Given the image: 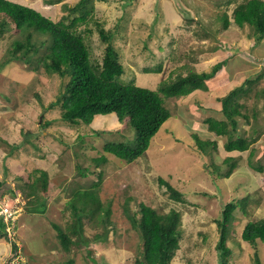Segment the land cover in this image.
I'll list each match as a JSON object with an SVG mask.
<instances>
[{"label": "rangeland", "instance_id": "374dc122", "mask_svg": "<svg viewBox=\"0 0 264 264\" xmlns=\"http://www.w3.org/2000/svg\"><path fill=\"white\" fill-rule=\"evenodd\" d=\"M13 1L58 20L68 13L64 4L72 6L78 0ZM240 1L243 0L92 1L90 20L81 23L79 28L89 30L85 32L86 42L91 58L96 60L101 59L106 42L100 38L94 21L112 33L111 42L124 67L120 76L123 81L132 80L134 84L154 89L161 78L174 77L176 72L209 71L217 61L227 58L233 48L237 49L230 60L232 68L222 66L210 79L206 90L197 89L185 96L164 99L170 116L151 137L145 153L131 162L110 153H105L107 160L97 166L91 159L104 154L102 146L106 139L129 143L134 140V131L118 122L114 114L96 115L89 124L66 123L59 119V106L43 108L55 99L63 81L61 77L32 71L19 61H10L0 68V138L5 139L0 142V180H4L0 193L14 188L20 182L16 177L23 174L25 179L26 173L35 167L45 169L49 178L46 210L42 213L25 211L26 198L19 192L15 197L8 192L0 196L1 206L18 209L14 229L6 234L7 238L0 237V264H6L16 251L26 264H134L140 237L122 212L127 197L131 199V207L140 201L159 212L172 208L180 211L182 235L170 264H218L215 245L219 232L215 219L220 217L223 203L245 195L248 196L246 213L237 207L228 225L225 244L232 253L226 264H255V248L264 264V241L259 240L254 247L240 236L247 220L264 218V170L257 172L248 166V161L264 164V143L261 144L264 141V97H255L252 92L240 99L246 105L244 111L250 116L251 124L255 123L254 112L257 123L262 124V138L249 149L227 153L222 148L225 137H219L216 150L208 154L193 148V132L202 139L215 138L203 122L206 105L214 104L217 96L242 81L244 71L264 68L262 46L253 43L247 34L248 28L234 22L226 29L220 28L219 15L227 13L232 20V9ZM35 37L32 40L37 43L45 38ZM17 38L19 34L14 24L9 23V29L0 34V62ZM159 64L160 71L144 70ZM262 87L264 71L253 86L257 90ZM34 92H38L40 100ZM197 100L201 108L194 104ZM46 119L50 123L45 128L31 131L27 142L7 155V142L20 141L26 129L37 131L38 124ZM251 124L240 118L239 132L248 135ZM252 146L254 152L248 159ZM226 155L236 157L238 166L228 177H216L205 164L214 162L224 171L227 165L221 160ZM77 164L88 166L90 172L80 175ZM100 169L102 180L98 196L103 203L109 201L111 209L107 241L92 240L94 233H103L104 228L100 220L84 218L86 242L71 245L66 251L52 223L65 228L71 221L67 202L72 196L71 190L88 186L97 179L92 171ZM167 175L181 192L180 200L172 198L165 185L158 182L159 177L167 180ZM87 247L91 248L89 253L93 260Z\"/></svg>", "mask_w": 264, "mask_h": 264}, {"label": "trees", "instance_id": "16d2710c", "mask_svg": "<svg viewBox=\"0 0 264 264\" xmlns=\"http://www.w3.org/2000/svg\"><path fill=\"white\" fill-rule=\"evenodd\" d=\"M92 1L78 0L72 6L64 4L68 13L58 20H53L28 5L13 0H0V34L9 29V23L14 24L19 34V38L13 40L12 47L8 49L0 62V68L10 61H19L25 63L32 71H44L61 77L63 81H61V87L55 99L43 108L46 110L59 106V119L66 123L89 124L96 115L114 114L118 122L127 124L134 131V140L129 143L125 140L106 139L102 146L104 154L91 159L97 166L107 160L105 153H110L126 162H131L145 153L151 137L170 116L169 109L164 105V99L185 96L197 89L206 90L210 79L236 55L237 49L233 48L227 58L217 61L209 71L188 69L186 74L176 72L174 77L161 78L154 89L134 84L132 80L123 81L120 76L124 72V67L119 61L118 51L111 42L112 33L94 21L100 38L106 42L101 59L96 60L91 58V51L86 42L85 32L89 30L79 28L81 23L90 20L88 16L91 15L93 9ZM219 18L221 29H226L231 22L239 27L248 28L247 34L253 39V43L264 48L263 0L240 1L232 9V20L229 19L227 13L220 14ZM35 36L45 38L37 43L32 40ZM215 48L216 46L213 49ZM160 68L161 64L155 68L145 67L144 70L160 71ZM263 71V67H258L253 72H248L244 80L233 85L224 94L217 96L214 104L206 105L203 111L207 113L203 122L215 138L202 139L193 132L195 145L192 147L196 151L208 154L211 150H216L218 138L225 137L222 148L227 153H240L262 138V129H260L262 124L257 123V114L252 113L255 123L251 124L250 116L247 111H244L246 105L240 99L252 92L255 97H264V87L259 90L253 88L256 81L262 77ZM34 95L40 100L38 92H34ZM194 104L201 108L198 100ZM240 118L244 123L251 124V131L248 135L238 130ZM49 123L50 120L47 119L41 121L37 131L26 129L22 132L23 136L20 141L7 142L9 145L7 155L13 154V151L23 146L31 131L39 132ZM0 142H5V139L0 138ZM262 143L264 141H261ZM33 145L36 147L35 144ZM253 152L254 147L252 146L247 156L248 159ZM221 161L227 165L224 171L220 169L219 164L214 162L205 164V166L211 167L210 172L216 177L226 178L238 166L237 158L226 155ZM248 166L257 172L264 170V164L260 162L248 161ZM77 168L80 175L90 172L88 166L81 167L77 164ZM92 172L96 173L97 179L86 187L76 186L71 190L72 196L67 201L71 209V221L64 229L52 223L59 243L66 251L70 250L71 245L78 246L81 242H86L83 233L84 218L91 221L100 220L104 232L94 233L91 239L96 242L107 241L110 202L103 203L98 196L102 169ZM26 174L25 179L23 174L16 177V180L20 182L14 188H6L2 191L8 192L11 197L17 196L19 192L21 197L26 198L25 211L42 213L46 210L49 193L48 174L45 169L39 167H35ZM168 178L170 175H167V180L159 177L158 182L165 185L172 198L180 200L181 192L170 183ZM3 183L4 180H0V186ZM130 200V197H127L124 201L122 212L130 226L138 231L140 237L138 253L133 263L170 264L182 235L180 211L172 208L167 212H159L153 206L140 201L131 207L129 206ZM247 202L248 196L245 195L240 199H232L223 203L220 217L215 219L219 232L215 245L218 264H226L232 253L225 241L228 225L233 219V211L239 207L246 213ZM240 236L244 241L256 247L259 240L264 241V218L247 220ZM0 237H6L1 217ZM86 251L91 252V248L87 247ZM253 254L255 264H261L256 248ZM89 257L94 259L90 253Z\"/></svg>", "mask_w": 264, "mask_h": 264}, {"label": "built area", "instance_id": "2783aa9c", "mask_svg": "<svg viewBox=\"0 0 264 264\" xmlns=\"http://www.w3.org/2000/svg\"><path fill=\"white\" fill-rule=\"evenodd\" d=\"M17 211L18 209L16 207L7 208L0 205V217L4 223V230L7 236L14 229ZM17 252L18 251H16L12 256H10V259H8L7 264H26L22 256Z\"/></svg>", "mask_w": 264, "mask_h": 264}, {"label": "crops", "instance_id": "0c3cea01", "mask_svg": "<svg viewBox=\"0 0 264 264\" xmlns=\"http://www.w3.org/2000/svg\"><path fill=\"white\" fill-rule=\"evenodd\" d=\"M261 52L263 53V54H261V55H262V57L264 58V48H261ZM231 59H232V58H231ZM231 59H230V60H231ZM230 60H228V61L225 63V65H224V66H225V69H227V68H230V69H231V68H232V66L230 65ZM254 70H255V69L250 70V71L253 72ZM228 71H229V70H228ZM250 71H244V75H245V77L247 76L248 72H250ZM229 72H230V71H229ZM231 73H233V71H231ZM218 76H219V75H217L216 77H218ZM245 77H244V78H245ZM211 80H212V79H211ZM243 80H244V79H243ZM209 82H210V81H209ZM240 82H241V81H239V83H240ZM235 84H237V83H235ZM235 84H234V85H235Z\"/></svg>", "mask_w": 264, "mask_h": 264}, {"label": "bare ground", "instance_id": "6f19581e", "mask_svg": "<svg viewBox=\"0 0 264 264\" xmlns=\"http://www.w3.org/2000/svg\"><path fill=\"white\" fill-rule=\"evenodd\" d=\"M188 256V255H187Z\"/></svg>", "mask_w": 264, "mask_h": 264}]
</instances>
